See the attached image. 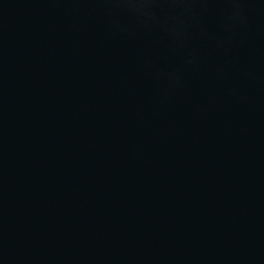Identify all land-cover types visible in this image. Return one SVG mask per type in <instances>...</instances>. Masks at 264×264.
I'll list each match as a JSON object with an SVG mask.
<instances>
[{
    "label": "water",
    "instance_id": "1",
    "mask_svg": "<svg viewBox=\"0 0 264 264\" xmlns=\"http://www.w3.org/2000/svg\"><path fill=\"white\" fill-rule=\"evenodd\" d=\"M0 264H264V0H0Z\"/></svg>",
    "mask_w": 264,
    "mask_h": 264
}]
</instances>
